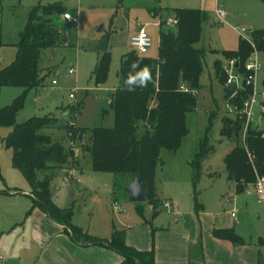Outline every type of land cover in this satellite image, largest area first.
Instances as JSON below:
<instances>
[{
  "label": "rangeland",
  "instance_id": "1",
  "mask_svg": "<svg viewBox=\"0 0 264 264\" xmlns=\"http://www.w3.org/2000/svg\"><path fill=\"white\" fill-rule=\"evenodd\" d=\"M53 3H61L65 12L78 21L69 23L63 18V14L54 15V22L66 34L67 43L42 50L39 67L41 73L45 74L43 85L29 89L3 86L0 89V108L24 95L23 107L17 115L18 123L32 117L55 116L57 120L54 125L41 131L50 134L53 141L62 143L73 153V158L68 163H79L78 167L68 171L75 182L62 179L66 169L54 177L50 185L52 199L60 205L73 208L72 217L84 225L83 231L96 237L109 239L112 230H121L126 224L136 225L142 221L138 213V202H132L125 190V182L128 178L135 177L134 175L100 171L95 172V180L89 179L91 176H88V170L92 168L89 131L94 127L112 128L115 125V112L109 101L120 84L121 61L125 54L133 51L130 46L131 36L145 27L153 39L147 55L157 57L160 32L169 28L176 30L175 26L167 23L169 18L176 17L174 9H200L208 14V20L203 23L201 39L195 44L198 48L207 49L200 75L201 88L197 91L198 104L186 114L187 132L179 148L175 152L165 147L158 150L155 189L162 203L158 205L161 211L154 214V207L146 201L142 206L151 231L149 236L163 259L168 260L166 253H170L176 262L179 251L165 250H182L185 238L189 239L188 247H191L195 239L181 235L173 227L168 229V226L175 223L178 215L183 216L185 213L182 212L185 211H193V216L196 217L194 194L200 203L204 197L209 198V209H219L228 215L234 212L236 219L244 220L246 236L264 232V202L258 200L253 186L238 193L239 198L232 200L231 204L222 202L218 206L214 196L216 193L224 194L223 201L234 196L221 175L226 173L225 157L237 139L224 136L222 132L225 118H238V114L231 108L234 104L229 102L223 91L224 86L217 77L214 62L222 59L224 49L238 46L240 36L234 28L245 27L243 37L251 40L253 31L264 29V0H1V67L16 58V43L26 23L29 8L37 4ZM217 7L225 10L226 23L216 18ZM152 10L157 11V14L153 15ZM105 39L107 47L102 48L101 44ZM103 51L110 53L111 60L106 79L98 83L92 72ZM255 52L262 66L256 72L253 84H247L241 72L232 67L227 83L231 78V82L237 81L238 89L250 88L251 94L254 89L256 101L252 106L250 123L253 128L264 130V51H258L253 46L250 55L255 56ZM230 60H220L224 71ZM248 60L245 68L249 65ZM71 68L73 73L69 72ZM245 72L247 76L251 73L247 69ZM54 80L56 83H53ZM71 94L73 98L70 97ZM70 105H76L79 109L74 115H65L63 108ZM144 127V123H141L139 136L144 133ZM79 129L86 130L81 139L68 136V131L78 133ZM12 130V126L0 125V185L24 188L29 186L28 180L13 166V151L6 146V138ZM201 142L207 147L213 146V150L202 162L200 178L194 186L190 163ZM85 180L91 182L84 184ZM86 185L90 186L85 189ZM78 188H81V192ZM175 199L181 202L179 213L170 205ZM166 202H169V206H165ZM115 205L118 206L117 209Z\"/></svg>",
  "mask_w": 264,
  "mask_h": 264
},
{
  "label": "trees",
  "instance_id": "2",
  "mask_svg": "<svg viewBox=\"0 0 264 264\" xmlns=\"http://www.w3.org/2000/svg\"><path fill=\"white\" fill-rule=\"evenodd\" d=\"M1 5V0H0ZM65 12L61 3L34 5L29 8L27 20L20 31L16 44V58L8 65L0 64V89L3 86L38 88L43 85L45 74L41 73L39 59L42 50L67 43L66 34L54 22V15ZM175 14L178 24L174 29L162 30L157 57L138 55L131 51L124 55L119 70L120 84L112 93L110 104L115 112V125L112 128L94 127L89 131L91 167L96 172L139 174L146 202L153 205L154 214L160 202L155 189V168L160 147L176 151L187 132L186 114L198 104L197 91L201 88L200 75L207 49L195 46L201 39L202 25L208 20V14L200 9L177 8ZM252 42L258 51H264V29L253 31ZM2 42L0 41V45ZM253 52L250 41L240 38L238 48L223 50L225 59H236L246 82L245 62ZM140 60L141 65L152 68L153 80L145 88L128 92L124 88V78L133 61ZM111 56L103 51L97 60L92 76L100 83L108 74ZM217 77L223 86L228 81V73L220 60L214 62ZM250 88L239 89L229 102L242 107L244 100L251 94ZM24 95L0 108V125L12 126L13 130L6 138V146L12 149V163L28 180L34 194V204L40 206L56 222L65 225L72 239L82 244H99L111 248L123 256L120 264H156L153 250L141 251L125 243L121 232L115 230L111 238L95 237L72 223L73 208L62 209L51 199L50 184L52 175L39 178V171L47 168H60L73 153L62 143L53 141L51 136L42 132L55 123V116L32 117L22 123L17 115L23 107ZM154 103V105H151ZM264 106V101H263ZM79 108L70 105L63 108L68 115H74ZM264 115V112H263ZM141 123L144 133L138 135ZM243 120L225 118L223 135L236 137V143L225 157L228 179L239 185L247 186L256 182L257 175L264 176V130L249 125L245 137ZM80 130V129H79ZM86 130L68 131V136L81 139ZM213 150L200 143L191 166L193 181L200 178V170L205 157ZM248 152L254 155L249 159ZM143 202H140L141 205ZM197 208L200 204L196 203ZM141 213V211H140ZM214 235L240 243L241 239L233 229H216Z\"/></svg>",
  "mask_w": 264,
  "mask_h": 264
},
{
  "label": "crops",
  "instance_id": "3",
  "mask_svg": "<svg viewBox=\"0 0 264 264\" xmlns=\"http://www.w3.org/2000/svg\"><path fill=\"white\" fill-rule=\"evenodd\" d=\"M152 14L156 15L157 11L152 10ZM222 22L226 23V18L225 21ZM234 30L240 36L238 29L234 28ZM160 37L161 36H159V47ZM239 41L237 45H239ZM237 48L238 46H236V48L224 50H235ZM218 60L226 61L227 59L222 55V59ZM63 111L65 115H68V110ZM53 125L54 124H52V126ZM77 160L79 161V158ZM78 165L79 163L73 164L72 162H69L60 168H47L39 171V178L42 179L45 174H50L52 175L53 180L54 177L58 176L60 171L66 169L62 174V179L64 181L71 180V182H75L72 175H68V171L78 167ZM88 171L90 174L88 176H91L89 179L91 178L92 180H95L96 171H93L92 168ZM221 176L224 178L223 180L226 185L228 184L227 186L229 190L234 192V196L231 198H225L223 201L224 194L216 193L214 196L216 204H219L218 206H221L222 202L231 204L232 200L236 201V199L239 198L238 193L249 190L251 186L254 187L256 192L254 183L247 186L239 185L237 182L228 179L227 171ZM133 178L127 179L125 182V188L133 181ZM89 182H91V180L88 182L85 180L84 184H88ZM28 185L29 186H25L24 188L0 185V252L4 253V259L1 264L121 263L123 256L111 248L99 244H82L75 242L69 233V229L67 231L65 225L54 221L46 211L40 206L34 204L32 187L29 182ZM87 186L90 185H86L85 189H87ZM111 190H113V187ZM79 192H81V188L79 189ZM156 194L160 200L157 192ZM194 199L196 209L194 212L197 214L196 217L193 216V211H185L182 212L183 214L185 213L183 216L180 214L179 217L178 215L175 223H170L168 226V229L173 227L174 230L181 233V235L188 238L194 237L195 239V241L193 240L191 243V247H188L189 239L185 238L186 241H184L182 250H165L179 251L176 262L173 261L170 253H166L169 257L168 260L163 259L162 254H159L157 251L156 245L154 248V243L149 236L151 231L147 225L148 219L143 214L142 206L144 202L141 205L137 203L138 213L142 219L140 223H137L136 225L126 224L122 227L123 229H114L112 232L115 230L121 232L125 243L137 250H153L156 264H264V232H258L246 236L244 220L236 219L234 212H231L230 215H228L225 214L226 212H221L219 209H209L208 205H210V200L207 197L203 198L202 203L198 202L195 194ZM52 201L62 209L68 208V206L58 204L53 199ZM197 202L200 204L198 208L196 206ZM167 203L169 204V202H166L165 206ZM160 204L162 203L159 202L158 205ZM170 205L174 206L179 213L181 207V202L179 200L175 199V202L173 201ZM151 206L153 207V205ZM154 210L155 209H153V213ZM156 211H161L158 206ZM78 221L74 216L72 217V223L74 225L84 228V225ZM216 229H233L234 233L241 239V242L235 243L229 239L216 237L214 235V230ZM188 251H195V253L188 254Z\"/></svg>",
  "mask_w": 264,
  "mask_h": 264
},
{
  "label": "built area",
  "instance_id": "4",
  "mask_svg": "<svg viewBox=\"0 0 264 264\" xmlns=\"http://www.w3.org/2000/svg\"><path fill=\"white\" fill-rule=\"evenodd\" d=\"M215 14H216V17L218 20L225 21L226 12L223 8L217 7L215 10ZM63 18L66 21H68L69 23H76L78 21L77 18L72 17L71 14L68 12L63 13ZM167 23L171 26H176L178 24V17L176 16L174 18H169ZM245 31H246L245 27H241L240 29H238V32H239L241 37H243V33ZM243 38L246 39L245 37H243ZM247 40L250 41L252 43V45L254 46L251 39H247ZM152 45H153V39L151 38L149 33L146 31L145 27H142L137 34L131 36V38H130V46H131L132 50L134 52H136L138 55H147V53H148L149 49L152 47ZM248 59H249L248 60L249 65H248V67L246 66V69L248 71H250L251 73L247 76L246 83L247 84H253L255 74L261 68L262 65L257 58V53L255 56H253V54L250 55V57ZM236 63H237L236 59H231L229 61V66L225 67V71L229 74L231 67L236 69ZM69 72L73 73V69L71 68L69 70ZM53 83H56V81L54 80ZM230 83H231V78L229 79V82L227 83V85H229ZM255 96H256V94H255V91L253 89V92L250 95V97L247 98L246 100H244L242 107H238V105H232L231 106L232 110L235 113H237L239 115V117L243 120V123H242L243 138L245 137V134H246V131H247L249 125H251L250 116H251L252 106L254 105V103L256 101ZM70 97L73 98L74 97L73 94H71ZM263 101H264V95H263ZM71 144L73 145V142ZM248 156H249V159L253 162L254 161V155L251 152H248ZM254 185H255L259 200L264 201V176L257 175L256 182L254 183ZM166 206H169V204L167 203ZM115 208L117 209L118 206L115 205ZM3 259H4V253L0 252V264L3 261Z\"/></svg>",
  "mask_w": 264,
  "mask_h": 264
},
{
  "label": "clouds",
  "instance_id": "5",
  "mask_svg": "<svg viewBox=\"0 0 264 264\" xmlns=\"http://www.w3.org/2000/svg\"><path fill=\"white\" fill-rule=\"evenodd\" d=\"M153 80L152 68L149 65H141L140 60L133 61L129 66V72L124 78V88L128 92H135L138 88H145Z\"/></svg>",
  "mask_w": 264,
  "mask_h": 264
},
{
  "label": "water",
  "instance_id": "6",
  "mask_svg": "<svg viewBox=\"0 0 264 264\" xmlns=\"http://www.w3.org/2000/svg\"><path fill=\"white\" fill-rule=\"evenodd\" d=\"M101 47L102 48L107 47L106 39L101 44ZM239 65L240 63L239 61H237L236 67H239ZM238 90H239L238 83L236 80H233L229 85H226L223 87V91L228 98H231L232 96H234L238 92ZM125 190L128 193L129 199L132 202L140 203V202L146 201L144 189L141 185L139 174L135 175V177L133 178V181L125 188Z\"/></svg>",
  "mask_w": 264,
  "mask_h": 264
}]
</instances>
